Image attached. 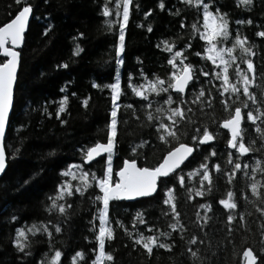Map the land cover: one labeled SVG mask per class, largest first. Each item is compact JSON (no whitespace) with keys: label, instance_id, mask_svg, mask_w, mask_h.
I'll return each mask as SVG.
<instances>
[{"label":"trees","instance_id":"16d2710c","mask_svg":"<svg viewBox=\"0 0 264 264\" xmlns=\"http://www.w3.org/2000/svg\"><path fill=\"white\" fill-rule=\"evenodd\" d=\"M24 2L32 6L33 17L19 50L12 112L4 137L7 165L0 177V264H42L45 258L50 260L56 250L62 254L59 264H73L72 257L77 251L83 258H76V264H92L98 244L95 234L99 227V209L103 207L95 199L101 195L95 180L104 175L108 154L89 164H84L83 159L90 146L107 142L112 119V92L108 85L115 83L117 76L121 92L111 154L113 181L124 159H135L139 166L154 167L178 143L193 145L195 151L181 168L159 180L154 195L132 202L110 201L108 219L113 238L105 239V251L110 252L114 260L105 264H245V248L256 257L255 264H264V237L261 235L264 215L257 211L264 209V188L259 189L260 198L254 197L249 188L254 180L264 184V138L255 131L256 125L264 129V116L256 125L246 118L248 111L264 112V96L261 95L264 92V37L256 35L264 31V0H252L251 5L239 0H204L209 4V11L219 9L227 13L228 44L233 46L237 35L247 38L246 47L251 53L242 54L237 47L233 52L236 59L231 62L228 74L230 81L236 84L237 66L247 72L243 60L253 62L254 73L248 75L255 80L249 90L255 94L256 104L242 92L239 99L230 92L220 95L223 80L216 79L214 73L221 72V68L207 60L206 42L192 29L193 24L199 31L203 28L202 8L191 7L183 0H130L129 16L123 29L124 48L119 57L122 62L118 65L115 48L119 43L122 17L113 18L116 11L113 0ZM161 2L163 8L159 7ZM21 6L15 0H0V25L10 21ZM106 6L110 12L107 17L103 14ZM149 10L150 14L145 16ZM165 41L173 46L172 52L165 50ZM177 50H182L185 61L195 69V78L179 97L184 103L179 104L177 93L171 89L159 94L145 91L147 101L136 96L130 85L138 87L147 79L159 77L167 87L169 75L175 70L167 61ZM6 59L0 53V63ZM200 70L209 75H200ZM201 89L205 92L201 98L203 103L196 100ZM169 96L173 103L165 104ZM62 101L64 111L57 116ZM221 101L230 106L228 110ZM149 102L151 107L147 106ZM241 102L248 105L241 107L244 143H254L250 145L253 151L237 161L238 154L228 147L229 133L221 127V122L236 106H241ZM178 105L184 109L185 119L177 126L178 139H170L166 144L158 139L157 126L161 122L169 123L167 109ZM157 108L164 111L157 113ZM148 112L153 117L160 116V120L149 121ZM204 128L214 139L204 144L193 141L192 136H202ZM144 141L147 143L137 148ZM133 148H137L135 153ZM230 153L232 163H229ZM236 162L242 167L229 183ZM76 164L87 173L88 186L85 188L84 183L80 186L82 195L74 189L73 195L56 200L58 186L68 179L62 173ZM201 164L208 166L210 184L201 180L204 171ZM243 164L248 167L244 168ZM213 165H219L220 170L216 171ZM26 180L28 183H24ZM168 189H172L173 203L179 213L175 217L171 206L163 203ZM197 190L203 195L197 196ZM228 191L234 193L232 199L237 204L234 210H226L218 203L227 198ZM53 200L66 205L64 214L51 208ZM200 204L210 207L202 209ZM230 213L235 216L231 224L227 221ZM177 221L178 227L171 228ZM56 226L61 228L59 233L55 231ZM17 229L25 235L18 237ZM138 234L154 235L171 248L153 246L149 254L140 244H135ZM193 237L196 242L189 243ZM17 239L24 245L22 251L15 244ZM189 250L197 252V256L193 257Z\"/></svg>","mask_w":264,"mask_h":264},{"label":"snow or ice","instance_id":"6c2138e0","mask_svg":"<svg viewBox=\"0 0 264 264\" xmlns=\"http://www.w3.org/2000/svg\"><path fill=\"white\" fill-rule=\"evenodd\" d=\"M184 3L191 7H197L203 9V31H199V28L196 24L192 25V29L194 32H199V38L206 42L205 52L207 53V60L211 61L213 64H216L219 61V66L221 67V72H215L214 75L216 79L223 80V92L220 93L223 96L224 92H230L235 94L237 99L242 92V94L252 101L253 104L257 103L255 94L250 92V86L253 85L255 77H249L248 73H254V65L250 59H244L243 63L247 65V72H244L239 69L237 66L236 77L238 78V82L233 84L229 79L228 68L231 66V62L235 61L236 57L233 55L234 50L239 47L242 54L251 53V49L246 47L247 38L241 37L237 35L233 42V46L229 48L217 47V44L220 43L223 39H227L228 37V20L227 13L220 12L219 9L216 10L215 14L212 11H209V4L204 3V0H183ZM240 3L251 5L252 0H239ZM17 5H22L19 7L17 13L14 18L10 19V22L4 23L0 25V53H2L8 59L3 63H0V140L5 136L6 124L9 118V109L13 103V82L16 78V69L19 53L14 50V48L18 47L23 40V33L25 32V25L28 21L29 15L32 12V6L24 2V0H15ZM129 4L130 0H116V7L118 9L117 15H121L119 12V8L122 7V20L119 22V43L115 48L117 60L116 63L119 65L122 61L119 59L121 52L124 48V31L125 24L128 20L129 16ZM160 8L164 7V4L161 2L159 4ZM149 12L145 13V16L150 14ZM103 14L107 17L110 15L109 9L106 6L104 8ZM237 23H242V21H237ZM251 23V21H248ZM181 28L184 27L183 21H181ZM149 31L151 29L149 28ZM80 35H83L82 33ZM259 37H264V31H260L256 33ZM219 38V39H218ZM165 43V50L172 52L173 46L168 44L167 41ZM11 45V47L7 46ZM190 47V45H188ZM77 51H79V46H77ZM224 53H227L228 59H225ZM196 55H200V53H196ZM179 59V65L176 63V60ZM186 57L183 56L182 50L175 51L171 58L168 59L167 63L172 66L175 71L171 72L169 75V79L167 81V87H165V81L160 79L159 77L155 78L152 81H149L146 89L144 86L136 87L134 85H130L132 87L133 92L136 96L142 97L145 101L148 100V96L145 94V91L159 94L161 92H168L169 89L174 90L177 93V99L179 104H183V100H179L181 94L185 93V88L189 84V81L195 78V69L191 64H186L184 61ZM60 67H67V65H60ZM223 73V75H221ZM200 75L208 76L209 72L200 70ZM96 85L94 84L93 87ZM111 89L112 96V108H111V121L108 126L109 131L107 133V143H96L93 147H90L86 151L85 162L93 160L96 156L101 155L102 153H107V168L104 171V175L97 180V187L100 190L101 195L95 197L97 201H100L103 205L102 208L99 209V230L98 233L95 234V239L98 242L95 259L92 261V264H105V262H112L114 260L112 254L110 252L105 251V239L111 240L113 238V230L111 228L109 219H108V211H109V203L113 200H121V199H134L139 197H148L151 196L154 192L157 191L158 187V178L168 177L170 173H174V170L179 167V165L193 152V147L189 146L185 143H179L178 146H175L169 150L166 155H164L162 162H160L155 167H139L137 165V161L135 159H125L122 163V167L119 168L118 171L115 172V177H118L115 182H113V169H112V151L114 148V138L117 133V109L120 105L117 103V100L120 96V80L117 76L115 83L108 85ZM264 96V92L261 93ZM205 96V92L203 89L200 90L199 94L196 96V100H200L203 103V98ZM208 96H211V93H208ZM66 97L64 100L66 101ZM195 102V101H194ZM86 104L87 101H84ZM165 104H172V97L169 96L165 101ZM224 104L225 110H228L230 107L225 101H221ZM151 107V102L147 105ZM246 102H241V106H236L234 110L229 114V116L221 122V127L227 129L230 133V138L227 140V145L229 148L235 149V152L238 154L236 156V160L239 161L240 156H244L245 154L253 151V148L250 146L254 141H250L249 145L244 143V137L242 135L243 129L241 128L242 121V113L241 107L247 108ZM127 107H131L128 105ZM64 111V101L61 102L59 111L57 112V116L59 113ZM164 109L157 108L156 112H163ZM261 116H264V112H261L260 109H256V114L252 111L247 112V120L250 121L253 125H256V121L260 119ZM147 119L149 121L160 120V116L153 117L151 112L147 113ZM185 119L184 109L179 105L176 107H171L167 109V120L169 123H159L157 126V132L159 133L158 139L164 143H169L170 139L175 140L178 139L177 134V126L180 121ZM63 123V121H61ZM255 131L260 133L261 138H264V129H262L259 125H256ZM199 132V129L197 130ZM213 135L208 131L207 128L203 129V135H193L192 140H199L200 144H204L208 141L213 140ZM147 143L144 141L138 147H143V144ZM264 147V146H262ZM137 148H133L132 151L135 153ZM211 155H215V152H212ZM231 153L229 154V163H232ZM207 159V157H205ZM260 162L257 161V167H260ZM70 167H79L77 165H73ZM201 168L204 169L203 174L201 176L202 181H208L211 183L208 166L206 164H201ZM242 164L240 162H236L234 164V168L231 176L229 177V183H231V178L236 175V170L241 169ZM244 168H247V164H243ZM213 168L216 171H219V165H213ZM6 169L5 163V151L2 146H0V172H4ZM252 172L255 174L256 168L252 169ZM65 176L71 175L72 173L69 171H65L62 173ZM191 175V173H190ZM227 175V174H226ZM87 173H81V179L84 181V187L86 188L87 180L85 177ZM93 179H95V175L93 174ZM180 182L183 184V177H180ZM24 183H28V181H24ZM250 191L254 197H261V192L259 189L264 188V184H261L260 181H253L249 184ZM58 192L56 196V200H63L66 196L73 195L72 186L70 184H64L58 186ZM76 192L83 194L80 187H77ZM210 190V189H209ZM191 191V190H189ZM197 196H202L203 192L201 190H197L195 193ZM234 193L232 191L227 192L226 199H220L218 203L223 206L226 210H234L237 208V204L233 201ZM56 200H53L51 208H56L59 210L61 214L66 212L65 204H57ZM174 197L172 195V189H168L167 198L163 201L164 204L171 206V211L173 216H178L179 213L176 212L175 204L173 203ZM67 207H70L68 205ZM200 208H209V205L200 204ZM257 211L261 212L264 215V209L258 208ZM167 214V213H165ZM137 216H140V213H137ZM12 219H16L12 217ZM235 219L233 214H229L227 216V221L229 224ZM241 221H243V215L241 214ZM144 223L143 220L140 221ZM117 225L120 224L119 221L116 222ZM179 222L171 224L170 227L176 229L178 227ZM35 227V226H33ZM182 227V226H181ZM264 228V225L261 226ZM32 229H29L31 231ZM150 230V229H149ZM17 236L23 237L25 233L20 229H17ZM45 232H48L47 228H44ZM55 231L59 233L61 228L59 226L55 227ZM49 236L51 233H48ZM229 234H231V228H229ZM130 235V234H129ZM161 235H168L167 233H161ZM262 237H264V232L261 233ZM196 237H193L189 243H195ZM15 244L18 249L21 251L24 248V245L20 242L19 239L15 241ZM135 244H140L144 249L147 250L149 254H151L153 246L159 248H165L170 250L171 246L165 243L159 242L158 238L155 236H143L142 234H138V237L135 239ZM191 251V250H189ZM61 252L56 250L54 254L51 256L50 260L45 258L42 261V264H59L61 258ZM191 255L193 257L197 256V252L191 251ZM243 257L245 259V264H255L256 257L253 255L252 251L248 248H245L243 251ZM76 258H83L81 252L77 251L75 255L72 257L73 264H76Z\"/></svg>","mask_w":264,"mask_h":264},{"label":"rangeland","instance_id":"374dc122","mask_svg":"<svg viewBox=\"0 0 264 264\" xmlns=\"http://www.w3.org/2000/svg\"><path fill=\"white\" fill-rule=\"evenodd\" d=\"M114 1V9L116 8V11L115 13L113 14V18L116 19L117 17L121 18L122 17V12H123V9L121 7V10L119 8V12L121 13V15H117V7H116V0H113ZM215 14V12H213ZM121 20V19H120ZM202 27H203V24H202ZM204 29L202 28L201 32L203 31ZM219 39V38H218ZM217 47H223V48H229V47H232L231 44H228L226 42V39H223L220 43L217 44ZM207 55V53H206ZM224 57L225 59H228V56H227V53H224ZM186 64H188L186 61H184ZM176 63L179 65V59L176 60ZM217 64H219V61L216 62ZM221 68V67H220ZM175 71V70H174ZM149 81H152L150 79H147L142 81L141 82V85L138 86V87H141V86H144L145 89L149 83ZM106 157V156H104ZM77 165V164H76ZM79 166V165H77ZM67 171L71 172L72 174L71 175H68V179L65 178V180L63 181L62 185L64 184H70L72 186V190L76 189L77 187H80L81 185H83L84 181L81 179V173H85L81 168L80 166L79 167H70V169H68ZM85 179L87 180V177H85ZM99 180V179H98ZM116 180V178H115ZM115 180L113 182H115ZM96 183H97V180H95ZM98 230H99V227H98ZM150 236V235H149ZM151 236H154V235H151Z\"/></svg>","mask_w":264,"mask_h":264},{"label":"water","instance_id":"95a60500","mask_svg":"<svg viewBox=\"0 0 264 264\" xmlns=\"http://www.w3.org/2000/svg\"><path fill=\"white\" fill-rule=\"evenodd\" d=\"M15 16V15H14ZM32 17H33V11L30 13V15H29V18H28V21H27V23H26V25H25V29L27 28V26H28V24H29V22H30V20L32 19ZM14 18V17H13ZM8 22H10V21H8ZM23 37H24V33H23ZM22 44H23V40H22V42H21V44L18 46V47H16V48H14V50L15 51H17L18 53H19V50L21 49V47H22ZM7 46H9V47H11V45H7ZM2 54V53H1ZM3 55V54H2ZM4 56V55H3ZM7 58V57H6ZM8 59V58H7ZM6 59V60H7ZM19 63H20V58L18 57V62H17V69H16V78H15V80H14V82H13V100H14V88H15V84H16V80H17V73H18V69H19ZM188 86V85H187ZM187 86H186V88H187ZM186 88H185V90H186ZM12 106H13V103H12ZM12 106L10 107V109H9V118H8V121H9V119H10V116H11V112H12ZM7 126H8V122H7V124H6V129H5V133H6V130H7ZM227 130V129H226ZM228 131V130H227ZM229 133V132H228ZM5 137V136H4ZM4 137L2 138V140H0V146H2L3 148H4ZM229 138H230V133H229ZM209 142V141H208ZM99 143H107V142H99ZM179 144V143H178ZM178 144L177 145H175V146H178ZM186 144V143H185ZM95 145V144H94ZM94 145H92V146H90V147H93ZM187 145H189V146H192L193 147V152L179 165V167L178 168H176L175 170H174V172L177 170V169H179V168H181L182 166H183V164L191 157V155L194 153V151H195V147L193 146V145H190V144H187ZM174 146V147H175ZM89 147V148H90ZM173 148V147H172ZM169 150H171V149H169ZM168 150V151H169ZM5 151V150H4ZM167 151V152H168ZM166 152V153H167ZM166 153L164 154V155H166ZM107 153H102L101 155H99V156H96L93 160H91V161H88V162H85V157H84V159H83V162H84V164H89V163H91L92 161H94V160H96L97 158H100V157H104L105 155H106ZM86 155V154H85ZM164 157V156H163ZM163 157H162V159H163ZM162 159L160 160V162H162ZM125 160V159H124ZM123 160V161H124ZM123 161H122V163H123ZM159 162V163H160ZM5 163H6V154H5ZM122 163H121V165L116 169V171H118L119 170V168L120 167H122ZM158 163V164H159ZM157 164V165H158ZM6 165H7V163H6ZM137 165H138V163H137ZM157 165H155V166H157ZM139 166V165H138ZM154 166V167H155ZM139 167H148V166H139ZM115 171V172H116ZM3 173L4 172H0V177L3 175ZM171 174V173H170ZM169 174V175H170ZM116 178V180L118 179V177H115ZM162 178H166V177H161V178H158V182H159V180L160 179H162ZM157 182V183H158ZM158 187H159V185H158ZM158 187H157V190H158ZM157 192V191H156ZM156 192H154L152 195H154ZM140 198H143V197H139V198H134V199H121V200H124V201H127V202H132V201H135V200H137V199H140ZM120 201V200H119Z\"/></svg>","mask_w":264,"mask_h":264}]
</instances>
